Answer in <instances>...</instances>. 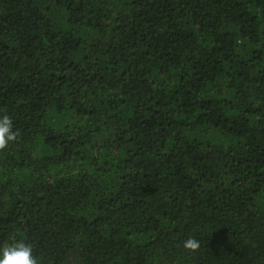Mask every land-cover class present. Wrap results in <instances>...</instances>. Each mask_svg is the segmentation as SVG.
Instances as JSON below:
<instances>
[{
	"label": "trees",
	"instance_id": "obj_1",
	"mask_svg": "<svg viewBox=\"0 0 264 264\" xmlns=\"http://www.w3.org/2000/svg\"><path fill=\"white\" fill-rule=\"evenodd\" d=\"M3 114L0 245L264 264V0H0Z\"/></svg>",
	"mask_w": 264,
	"mask_h": 264
},
{
	"label": "clouds",
	"instance_id": "obj_2",
	"mask_svg": "<svg viewBox=\"0 0 264 264\" xmlns=\"http://www.w3.org/2000/svg\"><path fill=\"white\" fill-rule=\"evenodd\" d=\"M18 136L19 132L14 130L12 118L8 114L0 115V151L14 143ZM183 247L190 252L198 251L200 241L189 237L183 242ZM0 264H38V259L33 255L31 244L13 236L8 242L0 245Z\"/></svg>",
	"mask_w": 264,
	"mask_h": 264
}]
</instances>
